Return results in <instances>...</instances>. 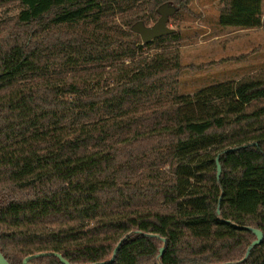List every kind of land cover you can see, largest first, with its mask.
Instances as JSON below:
<instances>
[{
	"label": "trees",
	"instance_id": "16d2710c",
	"mask_svg": "<svg viewBox=\"0 0 264 264\" xmlns=\"http://www.w3.org/2000/svg\"><path fill=\"white\" fill-rule=\"evenodd\" d=\"M219 1L220 26L262 25L263 0ZM166 3L175 15L185 8L0 0V252L9 264L40 253L108 262L123 239L108 264H264V240L242 262L256 240L244 227L264 233V98L241 101L234 82L176 94L179 50L143 51L178 33L143 44L131 31L152 26ZM11 4L22 10L5 21ZM30 263L62 264L55 255Z\"/></svg>",
	"mask_w": 264,
	"mask_h": 264
},
{
	"label": "rangeland",
	"instance_id": "374dc122",
	"mask_svg": "<svg viewBox=\"0 0 264 264\" xmlns=\"http://www.w3.org/2000/svg\"><path fill=\"white\" fill-rule=\"evenodd\" d=\"M185 8L169 19L168 26L178 33L177 39L163 44L153 43L144 48L143 53L153 54L162 47L177 48L185 71L181 74L180 84L175 89L178 95H194L200 90L215 85L220 71L221 60L218 48L212 41L216 35L217 15L221 9L218 0H184ZM22 8L18 4L6 5L1 14L5 21L13 20ZM149 21L153 25L158 21ZM216 59L220 61H216ZM212 64V65H211ZM205 65H211L205 68Z\"/></svg>",
	"mask_w": 264,
	"mask_h": 264
},
{
	"label": "crops",
	"instance_id": "0c3cea01",
	"mask_svg": "<svg viewBox=\"0 0 264 264\" xmlns=\"http://www.w3.org/2000/svg\"><path fill=\"white\" fill-rule=\"evenodd\" d=\"M221 10L222 5L215 24L216 35L212 39L220 51L216 55H220L222 62L221 67L215 68L221 69L216 72L219 81L214 84L234 82L237 97L245 103L264 98V0L262 25L258 28L222 27L218 23Z\"/></svg>",
	"mask_w": 264,
	"mask_h": 264
},
{
	"label": "water",
	"instance_id": "95a60500",
	"mask_svg": "<svg viewBox=\"0 0 264 264\" xmlns=\"http://www.w3.org/2000/svg\"><path fill=\"white\" fill-rule=\"evenodd\" d=\"M157 12L159 14V19L152 26H147L143 21H139L131 27V31L134 34L140 36L143 44H149V43L153 42L154 40H157V39L165 37V36L172 35L176 32L174 29H171L168 26V22H169L170 17H172L176 14L177 8L166 3L162 6H160ZM254 145H257V144H254ZM233 150H235V149L228 150L227 152H231ZM216 164H217V179L220 180V177L222 174V167H221V164L219 162V157L216 159ZM217 213L220 214L219 208H218ZM244 229L249 230L252 233H254L256 236V240L249 246V248L246 252V255H245L244 259L242 260V262H245L249 258L251 251L255 247L261 246L263 243V240H264V233L262 231L255 229V228H252V227H244ZM151 236L159 238L158 236H155V235H151ZM124 240L125 239L120 241V243L117 245L116 249L114 250L112 259L110 261L98 263V264H108V263L113 262L115 257H116V254H117V252H118L119 248L121 247ZM163 241L165 243V240H163ZM164 252H165V248L162 247L160 249L159 258L164 254ZM47 255H55L61 261L62 264H71L69 261H67L65 258H63L62 255L55 254V253H40V254H36L33 256H29V257L24 259V264H32V263H30V261L32 259L39 258L42 256H47ZM0 264H9V262L5 259V257L2 255L1 252H0Z\"/></svg>",
	"mask_w": 264,
	"mask_h": 264
}]
</instances>
